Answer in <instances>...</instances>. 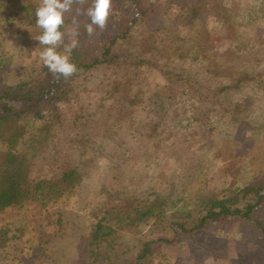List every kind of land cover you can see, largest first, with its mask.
Wrapping results in <instances>:
<instances>
[{
  "label": "rangeland",
  "instance_id": "374dc122",
  "mask_svg": "<svg viewBox=\"0 0 264 264\" xmlns=\"http://www.w3.org/2000/svg\"><path fill=\"white\" fill-rule=\"evenodd\" d=\"M118 1L131 9L123 20L138 17L131 2ZM213 1L203 2L209 11L191 17L190 0H154L147 20L118 40L117 66L86 71L73 82L72 107L62 109L90 113L99 134L83 155L82 147H67L81 180L46 208L27 202L0 212V229L12 237L0 249V264H78L82 237L103 206L173 193L184 198L177 207L190 210L197 195L222 198L264 181V0ZM21 2L36 7L40 0ZM224 8L225 25L219 18ZM12 13L0 15L7 54L0 80L10 85L27 80L42 63L37 33ZM222 63L232 72L223 81L216 78L222 68L215 66ZM239 71L254 78L234 90L233 83L243 79ZM197 78L202 99L194 94ZM54 144L48 139L39 147L36 179L60 173L64 164L42 157ZM254 216L264 222V204ZM234 220L189 235H173L168 225L153 222L121 231L101 251L107 259L99 264L133 263L148 242L149 264H264L259 230Z\"/></svg>",
  "mask_w": 264,
  "mask_h": 264
},
{
  "label": "trees",
  "instance_id": "16d2710c",
  "mask_svg": "<svg viewBox=\"0 0 264 264\" xmlns=\"http://www.w3.org/2000/svg\"><path fill=\"white\" fill-rule=\"evenodd\" d=\"M21 1L0 0V15L10 13L11 10L17 22L28 24L32 31L40 35L41 29L35 26V9L39 5L29 7ZM126 1L135 6L134 13L138 17L130 21L123 20L131 9L124 8L118 0H113V14L109 19L107 29L103 32L96 29V34L91 37L87 35L84 28V25L90 21L87 17L79 18L80 35L78 39L80 43L70 56L71 62L75 63L78 68V73L68 80L62 77L56 79L43 65V62L39 68L33 69V73L25 81L10 85L0 80V212L9 208L20 209L27 202L38 203L40 208H46L54 202V199L62 198L66 192L75 189L79 184L81 173L77 165L76 167L70 165L71 154L67 152V147L73 150L82 147L81 150L84 148L86 150L94 146L93 138L99 135L95 130L97 126L93 125L96 120H91V114H86L82 108L77 107L73 113L65 112L62 108L72 107L70 103H73L71 97L74 92L73 82L84 72L117 66L119 62V55L116 51L118 40L125 39L132 25L147 20L152 13L154 0ZM190 2H192L189 7L191 17L201 14L203 10L209 11L205 8L207 4L205 0H190ZM215 8L220 10L218 7ZM117 11L122 12L118 17L115 16ZM223 11H220V17L219 12H216L215 16L221 18L222 24L225 25L228 12L225 8ZM66 24L72 27L71 17L66 18ZM3 42L4 39L0 38V68L7 61L5 59L7 54L2 48ZM58 51L63 52V48ZM215 66L222 68L223 74L216 77L222 81L232 74L231 71H227L228 65L224 63ZM20 74L23 75V72L21 71ZM237 74L243 76V79L240 81L237 79L233 83L231 88L234 90L240 87V82H245L247 78H254L245 71H239ZM197 85L198 78L193 89L195 98L201 97L202 99L206 95L198 90ZM225 91L226 86L221 89L220 93L224 94ZM238 107L239 103L236 105V108ZM157 128L158 126L152 128L151 132L154 134ZM105 132L101 135H106ZM48 139L55 140L56 146L50 153L46 151L42 157H47L49 154L53 161L58 160L64 165L55 179H36L33 173L37 165L35 159L40 155L39 147ZM61 141L64 142L62 145ZM83 152L84 150H82V155ZM63 154L65 157H62ZM183 201V197H176L173 193H169L168 195H156L148 200L129 199L125 202L103 206L100 216L93 217L90 232L82 237L84 244L81 254L78 255V264H99L101 260H106L107 257L101 251L109 249L119 232L139 228L151 222L168 225L173 235L178 233L189 235L210 224L224 225L236 221L234 219L250 221L259 230L262 243H264V222L254 216L255 210L264 204V181L252 182L243 188L228 192L222 198L211 192L202 197L197 195L190 210L177 207ZM56 224L58 227L61 226L60 214ZM5 235H7L6 231L0 229V249L12 239V237L5 238ZM151 244L153 243H145L137 259L130 264H149Z\"/></svg>",
  "mask_w": 264,
  "mask_h": 264
},
{
  "label": "clouds",
  "instance_id": "9594fccd",
  "mask_svg": "<svg viewBox=\"0 0 264 264\" xmlns=\"http://www.w3.org/2000/svg\"><path fill=\"white\" fill-rule=\"evenodd\" d=\"M112 14L113 0H91V3L89 0H40L35 9V26L41 29V34L33 39L42 46L39 58L43 65L56 79L68 80L77 74L78 68L70 56L80 43L79 18L87 17L90 21L84 28L91 37L96 29L101 32L107 29ZM67 17H71L72 27L66 24ZM60 48L63 52L58 51Z\"/></svg>",
  "mask_w": 264,
  "mask_h": 264
}]
</instances>
